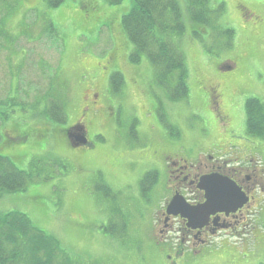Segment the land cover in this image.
Here are the masks:
<instances>
[{
	"label": "rangeland",
	"instance_id": "obj_1",
	"mask_svg": "<svg viewBox=\"0 0 264 264\" xmlns=\"http://www.w3.org/2000/svg\"><path fill=\"white\" fill-rule=\"evenodd\" d=\"M212 2L221 12L217 32L174 41L185 56L189 96L173 102L145 54L130 60L135 47L122 18L133 0H66L53 10L44 0H0V156L34 176L26 190L0 195V211L25 213L52 235L58 264H264V140L246 130L248 101L264 114V0ZM113 74L122 84L109 93ZM95 93L107 109L89 113L93 147L81 151L79 140L74 146L59 133ZM61 100L70 111L64 122L48 103ZM6 131L28 138L8 143ZM174 147L190 160L228 149L262 164L251 182L262 197L248 205H259L246 217L253 219L249 239L231 232L191 258L181 256L177 234L159 238L165 229L157 219L171 196L159 152Z\"/></svg>",
	"mask_w": 264,
	"mask_h": 264
},
{
	"label": "trees",
	"instance_id": "obj_2",
	"mask_svg": "<svg viewBox=\"0 0 264 264\" xmlns=\"http://www.w3.org/2000/svg\"><path fill=\"white\" fill-rule=\"evenodd\" d=\"M65 1L44 0V3L48 9L53 10ZM107 1L116 5L124 0ZM220 13L212 0H133L132 9L122 18L125 34L135 47L130 60L137 63L145 54L155 70L156 86L173 102L187 99L189 71L185 56L174 41L186 34L199 40H204L205 32L208 37L213 36L218 29L217 20ZM121 84L120 74L110 77V91L113 93L119 91ZM212 99L214 100L213 97ZM48 103H51L54 117L64 122L70 113L67 104L62 100L58 103ZM246 108L247 133L252 137L264 139V114L260 112L259 105L255 100L248 101ZM59 135L66 139L67 130H60ZM4 136L8 143L23 142L28 138L24 133L11 137L8 131ZM90 147H93V143L89 137V145L78 149L82 151ZM151 174L145 175L147 182ZM32 180V174L17 169L10 159L0 156V195L24 191ZM147 182L142 184L143 188L149 187ZM156 234L159 238L163 237L158 231ZM59 249L57 240L36 228L27 214L19 211H0V264H58Z\"/></svg>",
	"mask_w": 264,
	"mask_h": 264
},
{
	"label": "flooded vegetation",
	"instance_id": "obj_3",
	"mask_svg": "<svg viewBox=\"0 0 264 264\" xmlns=\"http://www.w3.org/2000/svg\"><path fill=\"white\" fill-rule=\"evenodd\" d=\"M99 99V94L96 93L93 95L91 100H87L86 98H84L86 102L85 107L88 110H84L78 116V119H76L77 121H75L72 126L77 125V127L80 128L83 127L82 125H84L86 128V126L88 125L87 117L89 113H92V115H98V112L101 113V110L103 108L107 109L105 107V104L104 106L99 104ZM73 135L75 139L79 138L76 132H73ZM165 152H168L167 155L165 153L166 164L164 170L167 176V178H165L166 182L168 183V188L171 196L166 203L164 211L161 212V217L159 219V222L163 224V227L165 229L164 231L160 227L161 233L176 231L177 233H179L181 242L183 244L186 240L189 239L193 243V247H196L199 242L204 243L208 241L211 235H215L218 231H220L221 228L235 231L237 229V224L241 220L243 221L244 219H246L247 215H251V211H249L248 209L249 204H247L245 207H243L242 210L238 211L235 214L227 215V213H218L217 215L212 217L208 226L206 225L201 230H193L188 227L187 222L180 216L167 214L166 207L169 205L172 198L178 193L185 197L186 200L191 204L204 203L206 194L205 191H203L204 185L202 184V179L209 175L219 173L234 179L246 193H251V196L253 197V193L251 191H253L257 187V184L255 185L251 182L253 180V177H257V174L259 175V172L257 169H255V167L251 165L233 169H226V162L220 161L219 159L213 158L209 155L191 161L189 158H186V156L181 155V151L179 148L166 150ZM159 153L163 154L164 152ZM203 158H205L206 164L202 162ZM247 184H249V186ZM254 199H252V201Z\"/></svg>",
	"mask_w": 264,
	"mask_h": 264
},
{
	"label": "water",
	"instance_id": "obj_4",
	"mask_svg": "<svg viewBox=\"0 0 264 264\" xmlns=\"http://www.w3.org/2000/svg\"><path fill=\"white\" fill-rule=\"evenodd\" d=\"M76 131L79 132L77 133L79 137L77 140H79L80 146H88L85 128L78 127ZM69 136L73 143V137L71 135ZM73 145L78 146L74 143ZM202 184L206 191V202L204 204L190 205L181 195L177 194L169 204L167 213L181 216L188 222V226L194 228L196 221L202 220V217L209 218L214 213V208L218 204H225L228 199H230L229 202H234V200L241 201L244 198L240 188L235 183L218 175L208 176L202 179Z\"/></svg>",
	"mask_w": 264,
	"mask_h": 264
}]
</instances>
